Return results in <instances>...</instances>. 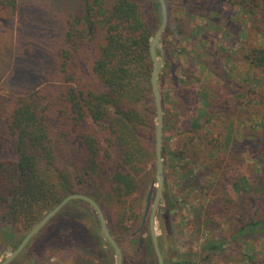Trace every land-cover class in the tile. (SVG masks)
Listing matches in <instances>:
<instances>
[{"label":"rangeland","instance_id":"374dc122","mask_svg":"<svg viewBox=\"0 0 264 264\" xmlns=\"http://www.w3.org/2000/svg\"><path fill=\"white\" fill-rule=\"evenodd\" d=\"M137 1L156 34L159 1ZM166 2L159 76L165 185L156 220L165 264H252L251 258L264 259V225L247 226L254 213L264 219V70L253 66L254 50L264 48V0ZM17 4V14L0 24V108L32 90H45L59 104V52L67 23L81 15L83 3ZM99 41L102 32L81 54L94 53ZM0 132V159H11L13 140ZM202 136L208 137L204 144ZM156 163L149 160L137 175L136 190L115 197L113 209H106L123 264L158 262L151 210L145 217L149 195L151 205L156 195ZM6 231L0 230V263L29 233ZM11 264H116V253L92 207L72 201Z\"/></svg>","mask_w":264,"mask_h":264},{"label":"trees","instance_id":"16d2710c","mask_svg":"<svg viewBox=\"0 0 264 264\" xmlns=\"http://www.w3.org/2000/svg\"><path fill=\"white\" fill-rule=\"evenodd\" d=\"M81 1L59 52L60 103L32 90L0 108V130L14 145L13 157L0 159L2 233L9 227L30 232L71 194L90 196L107 216L115 197L132 194L137 175L156 158L152 20L137 0ZM17 2L0 0V24L17 14ZM99 32L95 52L81 54ZM253 66L264 70V48L254 50ZM207 139L200 137L203 144ZM257 214L247 226L264 225Z\"/></svg>","mask_w":264,"mask_h":264},{"label":"water","instance_id":"95a60500","mask_svg":"<svg viewBox=\"0 0 264 264\" xmlns=\"http://www.w3.org/2000/svg\"><path fill=\"white\" fill-rule=\"evenodd\" d=\"M162 9V23L159 27L158 31L155 34V37L152 39L150 44V53H151V60L153 62V71L151 75V84L153 90V96L155 100V107H156V158H157V190L156 195L151 205L152 200V192L148 198V205L145 213V217L148 216L149 211L150 219H149V226H150V233L153 242V248L156 253V257L158 260V264H165V258L163 256L161 246H160V239L157 231V213L160 207V203L163 196V190L165 185V170H164V160H163V127H164V112H163V98L162 92L159 85V76L162 72L164 66V58H163V47H162V37L165 33L168 22H169V15H168V8L166 0H158ZM159 52L162 57H159ZM72 201H83L89 204L92 209L96 212L99 218V222L101 224L102 232L108 243L112 246L116 253V264H123V252L118 244L117 240L112 235L109 227L106 216L99 206V204L90 196L83 195V194H71L67 196L61 203H59L56 207H54L50 212H48L41 221H39L34 228L25 236L22 240L20 245L0 264H11L13 261L22 253V251L26 248L28 243L37 236L42 229L53 219L60 211L68 205Z\"/></svg>","mask_w":264,"mask_h":264}]
</instances>
